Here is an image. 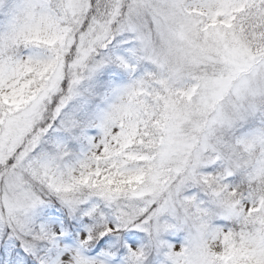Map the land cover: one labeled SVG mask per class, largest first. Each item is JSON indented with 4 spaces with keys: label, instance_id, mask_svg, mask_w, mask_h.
I'll list each match as a JSON object with an SVG mask.
<instances>
[{
    "label": "snow or ice",
    "instance_id": "snow-or-ice-1",
    "mask_svg": "<svg viewBox=\"0 0 264 264\" xmlns=\"http://www.w3.org/2000/svg\"><path fill=\"white\" fill-rule=\"evenodd\" d=\"M0 264H264V0H0Z\"/></svg>",
    "mask_w": 264,
    "mask_h": 264
}]
</instances>
